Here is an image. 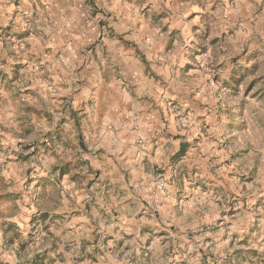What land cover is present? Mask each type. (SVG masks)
<instances>
[{
  "label": "rangeland",
  "instance_id": "rangeland-1",
  "mask_svg": "<svg viewBox=\"0 0 264 264\" xmlns=\"http://www.w3.org/2000/svg\"><path fill=\"white\" fill-rule=\"evenodd\" d=\"M66 1L0 0V21L7 18L0 25V116L4 119L0 179H28V183L55 179L53 184L44 181L55 193L45 191L40 200L56 210L64 207L63 179L73 183L71 188L66 186L71 208L52 217L44 213L33 216L22 246L31 248L40 241L46 249L57 248L48 240L50 229L61 230L64 221L69 222L67 216L76 214L90 221L83 226L89 232L86 246L76 242L74 235L67 238L66 245L74 250H68L71 263L55 254L62 264H85L86 260L91 264H264V116L257 115L259 108L249 103L264 104V0H154L151 3L158 1L160 6V28L168 33L172 30L167 44L149 42L152 25L144 8L149 0H70V7L78 13L72 24V9L62 7ZM204 3L210 12L202 10ZM134 19L137 27L125 25ZM188 37L192 39L186 45ZM214 50H219L220 63L213 68L209 58L214 57ZM127 51L140 70L121 67L119 56ZM174 53L181 55L177 65L170 58ZM205 70L215 72L211 83L219 84L213 93L215 105L212 96L201 94ZM163 85L183 91L185 96L201 94L187 103L174 97L166 101L174 123L164 111L158 121L154 118L156 106L151 103L155 97L145 93L150 86L158 91ZM241 91L244 99L240 105L230 107ZM117 105L123 110L115 114ZM241 105L240 111H233ZM207 108L213 109L214 125L202 121L201 132L195 130L197 134L182 141L178 150L168 142L162 165L131 168L132 146L143 149L144 138L156 145L152 132L166 131L171 124L181 132L189 129L194 120L199 122L197 111ZM181 112L191 116L187 125L180 122ZM46 127L49 130L43 138L25 142ZM210 127L214 135L207 131ZM123 134L130 137L125 144ZM115 137L123 143L114 144ZM203 138L210 142V149L192 150ZM182 143H187L186 151L178 156ZM57 149L74 151L83 158L51 165L46 174L36 175L41 156H55ZM199 154L204 158L202 166L188 163L187 157L199 159ZM121 159L125 162L119 164ZM205 173L207 178H201ZM148 179L161 195L174 193L172 213L161 212L153 201L128 207L136 187ZM160 180L165 182L166 192L158 188ZM76 191L83 192V198ZM58 195L59 201L55 200ZM110 204H114L112 210ZM140 208V217L150 214L149 220H167L169 216V225L164 226L166 230L145 229L132 245L127 241L139 232H119V227H113L119 217L139 214ZM125 218L120 222H126ZM18 232L11 230L9 247L18 242V238L10 240ZM101 239L105 245L114 241L113 247H101ZM126 253L130 255L125 257ZM36 261L50 264L45 253L17 264ZM54 262L56 259L53 264H58Z\"/></svg>",
  "mask_w": 264,
  "mask_h": 264
},
{
  "label": "crops",
  "instance_id": "crops-1",
  "mask_svg": "<svg viewBox=\"0 0 264 264\" xmlns=\"http://www.w3.org/2000/svg\"><path fill=\"white\" fill-rule=\"evenodd\" d=\"M106 1V0H105ZM136 0H133V2H135ZM154 0H149V2L147 3V5H145L144 8H146L149 12V21L152 25V28L150 29L152 32V39L149 41L153 44H160L161 42L167 44L169 42V40H172V37L170 36V33H172V30L168 32H164L162 30V28H160V21H159V16L157 14H159L161 11H159V4L158 1L156 3H151ZM156 1V0H155ZM70 0H67L66 2H64L62 4V7H65V9H67L68 7H70ZM126 4L128 6H131L129 4V2L127 1ZM135 6V5H132ZM72 9V11L69 13V16L71 17V21L69 22L70 24L74 23L75 20H77V15L78 13H75L74 7H70ZM133 8V7H132ZM138 8H140V6H138ZM129 10V9H128ZM66 12V10H65ZM75 14V15H73ZM132 16V15H131ZM7 18H5L3 21H0V25L6 23ZM122 20H120V23L122 24ZM129 23H131L132 25H134L135 27H137L138 22L136 19H134L133 21H128L126 22L125 25H129ZM174 23V22H172ZM144 24H147L144 21ZM188 24V23H187ZM189 27L192 29V27L190 25H193V23L188 24ZM164 30L166 28L165 24L163 25ZM171 27V26H170ZM150 28V27H149ZM129 36V34L127 35ZM150 44V43H149ZM149 46V45H148ZM153 52V49L151 50ZM129 51H127L126 54H122L119 56L120 57V61L119 64L121 65V67L123 69H128L130 68L131 71H136V69H141L138 68L137 66H134L133 64V60L135 57H132L129 55L128 53ZM183 54V52H182ZM117 55V54H116ZM171 60L175 63V65H177L180 61H181V55L175 56V53L170 56ZM116 59V56H115ZM187 62H189L187 60ZM119 65V66H120ZM176 67V66H175ZM163 69V67H162ZM179 71V70H178ZM172 83H175V79H173ZM215 86V84H213ZM166 85L161 86L162 89H159L158 91H155L153 87H148V90L145 89V93L149 91L150 95H153V97H155V101L154 103H151V106L155 105L156 108H154L152 110L154 118L157 119V121L161 118L159 117L161 115V112L164 111V113H166V116L169 117L171 123H174V115H170L168 113V109L166 107V101L169 98H178L179 100H181L183 103H187L188 100L187 99H191L192 97L194 98H198L202 93H205V91H202L201 94H198L197 97L195 96H191V94L189 93L187 96H185L183 91H173L170 87L164 88ZM160 87V88H161ZM182 87V86H181ZM186 90H189L190 88H183ZM69 92V91H67ZM184 94V95H183ZM203 97V96H202ZM205 100H208L207 97H203ZM202 99V100H204ZM203 102V101H202ZM196 103H199V101H197ZM116 109H114V113L118 114V112H120L121 110H123L122 106H116ZM13 112L16 111L15 108L12 109ZM210 112V113H209ZM109 114H112V110L108 112ZM197 113L200 114V119L199 122L194 120L193 124L189 127V129L186 130H182L178 131L176 129V127H174L172 124L170 125V128L168 130H160L158 129L157 132H152V136L154 138H156L155 144L153 143L150 144V141H147L145 138V142H143L144 144L142 145V148L139 147H135L132 146V150L133 151H129L130 154H132V160H130V166L131 168H133L134 170L136 169L137 165L139 167H145L147 166L148 168L152 167L154 168L156 165H162L164 162L163 159V154H165L168 150H169V146H168V142H171L173 145V148H176V150L179 149L180 147V143L182 141L185 140H189L190 137H192V135H196V132H201L200 131V125H202V121L206 122L207 125H214L215 121L212 117L213 113V109H201L198 110ZM134 114V113H133ZM5 116V115H4ZM117 116V115H116ZM3 115L0 116V127L3 126V122L4 119ZM118 121L119 118H117ZM107 122H104L103 125L104 127H106ZM157 127H158V122H157ZM210 130H207L209 132V134H213L214 131L212 129V127H210ZM157 130V129H156ZM196 130V132H195ZM195 132V133H194ZM3 131H1L0 128V134H2ZM106 133L105 128L102 130V136L103 134ZM186 135L187 139H184L183 136ZM127 134H123L121 138H125L124 143L122 141H120L117 137H115V141L113 142L114 144H118V143H127V141L130 139V137ZM147 134H145L144 137H146ZM150 135V136H151ZM214 135V134H213ZM114 144H111L110 146H113ZM210 144V142L206 141V138L202 139V142L199 143V147L196 145H194L193 148H191L192 150H196L197 148H199L200 150H206L207 148L210 149V147H208ZM154 146H157L156 151H153ZM171 156H173L175 154V152L172 150L171 152H169ZM203 154L206 155V157L208 158V154H206L205 152H202ZM192 153H189V155ZM200 158L199 159H188L187 160L188 163L190 164L191 162L193 163H197L200 164L202 166L203 160L204 158L202 157L201 154H199ZM203 158V159H202ZM122 161L118 160V163L120 164L121 162H125L124 159H121ZM4 161V154L0 153V162ZM114 163V160H113ZM15 165L18 167L19 164ZM1 176V174H0ZM6 176V174H5ZM201 178H207L206 173L201 175ZM7 178V176H6ZM28 179H0V264H17L18 262H20L21 260H25V259H29L30 261H33L35 257L37 256H43L44 253L46 255H48V258L50 259V264H53V261L56 262L58 264H62L61 262H59V258L56 257L55 254L59 255V257L63 256V260L65 258L68 259V263H71V257L72 254L69 252L70 250H74L73 248H69L68 245H66V240L69 241L67 238H70L72 235H74V237L76 238V242H78L79 244L83 243V246H86L85 243V237L86 234H89V232L85 231L84 223L86 222H90L89 219L87 217H85L84 215L82 217H77L76 214H73V216H71V214H69L67 216V218L69 219V222H66V220L64 221L63 224V228L60 227L61 230H59V227H52L50 229V233L51 235L49 236L48 240L54 241V243L58 246L57 248H51L49 250L45 248L44 244H41V242H37L36 245L34 246V244L31 245L30 247H23V242L25 240V238L27 239L28 233L31 231V219L33 216L35 215H39L41 213H44L45 215H49V217H52L54 213H59V212H66L71 208V199L68 197L69 193H70V189H67L66 186H69V188H71L72 184L71 181L69 179H63V186L64 189L62 191V196H63V204L64 207L61 208L62 210H56L53 207H45L44 203H43V199L40 200V197H42L43 193L45 191H50L51 193H55V189L52 187H49L47 183H44L45 180L49 181V183L53 184V182H55V179H35L32 180L31 183L27 182ZM151 180L148 179V182H146L145 184H143L142 186L138 185L136 187L135 190V194L133 193V199L131 200V203H127L128 207L131 209L133 206H135V204H137L136 202L141 203L143 200H145V202L150 203V202H154L157 206H159V210L161 212H165V211H171V213L174 211V208L176 207V203H175V198H174V193H172L170 197H166L164 195H161L157 190H156V185L154 182H150ZM40 182V183H39ZM169 182V180H168ZM56 183V182H55ZM75 186V184H74ZM114 188L116 189V184L113 185ZM51 188V189H50ZM58 193V192H57ZM56 193V194H57ZM154 193V195H153ZM76 195L78 197H80V195H82L81 198H83V192H77L76 191ZM112 195V194H111ZM159 197V198H158ZM119 198V195H117L116 197H112V201L116 202V200ZM121 198V197H120ZM57 199V197L55 196V200ZM117 206V204H116ZM144 208H146L145 205H143ZM112 208H114V204H110L108 205V209L112 210ZM171 208V210H170ZM186 208V207H185ZM55 209V210H54ZM147 209V208H146ZM145 210V209H144ZM143 210V211H144ZM142 211V208H140L139 210V214L136 212L133 213V215L131 216V214H128L127 216L129 218H125V216H121L119 217L118 222L115 223V227H113V230H115L117 227H119V232L123 231L125 233H128L129 231H136L139 232V234L136 235V238H132L130 240H128L127 242H129L130 244H134L135 241H137L138 237H140L143 235L142 231L146 230H151V229H158V228H163L164 230L166 225H169V216L168 219L165 220L163 218H155L152 220H149L147 218V216L149 215H143L142 217H140V213ZM97 213L98 210H97ZM144 213H147V210L144 211ZM122 218V219H121ZM125 218L126 222H120L123 221V219ZM71 221V222H70ZM47 223V220H46ZM106 223V222H105ZM20 229L18 230L17 228ZM133 227V228H131ZM73 229H75V231H72ZM11 230H17L19 231L18 233H16L15 236H11L10 240L11 241H17L15 242V244H11V246L9 247V244H7L9 241V236L12 235ZM59 235L61 237H59ZM120 236V234H119ZM18 238V239H17ZM61 238V240H60ZM171 240V238H170ZM174 241V240H173ZM67 247V248H66ZM24 248V250L22 249ZM136 248V246L134 247ZM54 249V250H53ZM87 249V248H86ZM69 250V251H68ZM89 250V249H87ZM28 254V255H27ZM52 256V257H51ZM52 259H51V258ZM116 263V262H115ZM109 264H114V262L109 263Z\"/></svg>",
  "mask_w": 264,
  "mask_h": 264
},
{
  "label": "clouds",
  "instance_id": "clouds-1",
  "mask_svg": "<svg viewBox=\"0 0 264 264\" xmlns=\"http://www.w3.org/2000/svg\"><path fill=\"white\" fill-rule=\"evenodd\" d=\"M202 10L205 11V12H210V8H209L207 3H204L202 5ZM190 23H192V22H190ZM191 39H192V37L186 38L185 44L187 45L188 43H190ZM205 43H207V42H205ZM214 51H215L214 57L209 58V64L213 68L217 64L220 63L219 50H214ZM204 75L206 76V79L204 80L203 83L200 84L199 87L205 89V92L208 95L212 96V104L215 105L216 104V96L213 95V93H215L216 88L219 87V84L214 86L211 83V79H210V77L212 75H215V72H208L207 70H205ZM222 79H223V76H222ZM222 95H223V92H221V97H222ZM242 99H244V97H243V92L241 91L239 96L235 100H232L229 106L231 107L232 105H240V100H242ZM249 103H250L251 107H258L259 108V112L257 113V115L264 116V104L255 105L254 102H249ZM241 108H242V105L240 106V108H233V111H240ZM48 130H49V128H47V127L43 128L39 136L28 138V139H26L25 142L27 143V142H30L32 139L43 138L44 134L47 133ZM32 150L33 149H29V151H32ZM41 151L43 152V148L41 149ZM24 154L27 155V153H24ZM82 158H83L82 154H77L74 151H65V150L57 149L55 156H53L51 153H49L47 156H41V158H40V168H36L35 169V174L36 175H44V174H46L49 171L51 165L62 164V163H65L66 161H73V163H75L76 160H79V159H82ZM261 159L264 160V157H261ZM21 171L23 172L24 170L21 169ZM57 187L59 188V186H57ZM57 200L58 201L60 200V196L59 195L57 196ZM101 232H103V229H101ZM113 245H114V241H109L108 244L105 245L103 239L100 240V246L101 247L111 248V247H113ZM94 247H95V245H94ZM128 255H130V253H126L125 257H127ZM85 264H91V261L86 260Z\"/></svg>",
  "mask_w": 264,
  "mask_h": 264
},
{
  "label": "built area",
  "instance_id": "built-area-1",
  "mask_svg": "<svg viewBox=\"0 0 264 264\" xmlns=\"http://www.w3.org/2000/svg\"><path fill=\"white\" fill-rule=\"evenodd\" d=\"M171 106H172V108L177 109V106H176L175 103H172ZM179 117H180V122L182 123V125H187L190 122V120H191L190 114L186 113V112H181L179 114ZM158 183H159L158 184V188L160 189V191L166 192V188L167 187L165 185V182L160 180Z\"/></svg>",
  "mask_w": 264,
  "mask_h": 264
},
{
  "label": "trees",
  "instance_id": "trees-1",
  "mask_svg": "<svg viewBox=\"0 0 264 264\" xmlns=\"http://www.w3.org/2000/svg\"><path fill=\"white\" fill-rule=\"evenodd\" d=\"M186 147H187V143H182L181 148H180V150L177 153L178 156L184 155V153L186 151ZM33 264H37V261L35 263H33Z\"/></svg>",
  "mask_w": 264,
  "mask_h": 264
}]
</instances>
